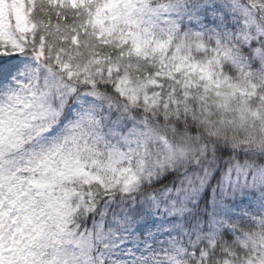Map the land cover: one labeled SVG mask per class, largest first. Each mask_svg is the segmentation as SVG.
<instances>
[{
	"label": "snow or ice",
	"instance_id": "1",
	"mask_svg": "<svg viewBox=\"0 0 264 264\" xmlns=\"http://www.w3.org/2000/svg\"><path fill=\"white\" fill-rule=\"evenodd\" d=\"M0 264H264V0H0Z\"/></svg>",
	"mask_w": 264,
	"mask_h": 264
}]
</instances>
